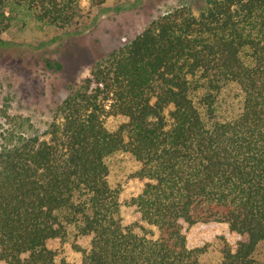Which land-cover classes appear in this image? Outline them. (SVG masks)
Segmentation results:
<instances>
[{
  "label": "trees",
  "instance_id": "obj_1",
  "mask_svg": "<svg viewBox=\"0 0 264 264\" xmlns=\"http://www.w3.org/2000/svg\"><path fill=\"white\" fill-rule=\"evenodd\" d=\"M84 14L83 0H0V35L37 23L62 37ZM59 39L0 36V51L37 80L39 54L46 75L65 73L45 50ZM88 66L49 91L20 83V98L48 100L32 111L0 105V264H74L65 245L79 264H264V0H184ZM109 116L127 121L110 131ZM118 154L139 165L131 205L156 237L124 224ZM195 227L219 241V262L189 246Z\"/></svg>",
  "mask_w": 264,
  "mask_h": 264
},
{
  "label": "rangeland",
  "instance_id": "obj_2",
  "mask_svg": "<svg viewBox=\"0 0 264 264\" xmlns=\"http://www.w3.org/2000/svg\"><path fill=\"white\" fill-rule=\"evenodd\" d=\"M89 1L83 0L85 17L79 27L73 28L68 35L61 37L62 32L57 28L37 23L12 28L0 35L6 40L34 45L47 43L53 40L54 37L60 36L59 40L46 47L45 50L48 56L64 61L67 66L65 73H60V75L56 73V75L49 72V75H46L47 73L40 66L45 54H39L38 58L40 60L38 62L40 63L38 65L39 70L41 69V75L38 76L37 80L32 78L31 81L28 80L26 72L22 71L24 74L17 72L16 57H14L13 52L0 51V105L14 107L15 105L21 106L24 103L30 110L40 107L48 100L42 99L41 96L20 98V91L22 90L20 83L26 84L28 92H31L35 88L49 91L53 83L57 86L56 76L58 75L66 80L68 78L72 79L74 76H78L82 80L89 76L90 69L88 65L94 59L108 54L120 45L131 41L160 14L184 2V0H108L106 4L92 8ZM19 67H22V65ZM34 75L31 74V77H34ZM48 95L51 97V93ZM65 96L66 92L60 91L59 97L62 99ZM34 119L37 121L39 117L36 116ZM126 121V118L122 116H109L106 118V127L110 131H117ZM3 127L4 122L0 119V144ZM109 164L111 181L121 187L124 224L135 226L140 233H143L140 227H147L150 235L156 237L158 234L156 229L147 226L142 221L137 208L131 205V201L142 192L146 183L145 180L135 176L139 167L138 163L130 155L118 154L109 160ZM226 238L230 243H237L240 240L238 236L230 234H226ZM88 241V239L83 240L82 245H86ZM188 241L191 248L208 247V252L203 256L205 262H219L220 245L213 235L205 234L202 228L195 227L191 229ZM51 247L59 249L61 244L55 241L51 243ZM62 248L68 261L74 264L81 262L80 253L73 250L71 246L65 245ZM261 257L263 258L262 255Z\"/></svg>",
  "mask_w": 264,
  "mask_h": 264
}]
</instances>
